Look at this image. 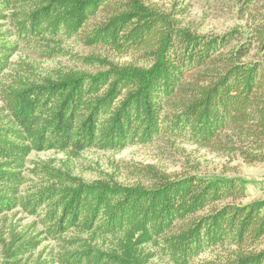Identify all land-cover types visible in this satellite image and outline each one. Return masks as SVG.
<instances>
[{"label": "trees", "instance_id": "16d2710c", "mask_svg": "<svg viewBox=\"0 0 264 264\" xmlns=\"http://www.w3.org/2000/svg\"><path fill=\"white\" fill-rule=\"evenodd\" d=\"M238 2L245 25L214 35L182 25L180 1L164 10L151 0H0V19L15 11L21 42L74 40L132 59L80 57L96 72L0 84L8 111L0 117V214L41 210L52 236H119L131 260L116 264H141L146 245L169 264H264V198L244 203L247 187L235 176L171 178L147 167L153 184L128 187L46 169L34 193L18 195L32 151L122 150L156 137L204 147L228 131L229 152L264 162V0ZM3 35L0 83L15 48ZM82 247L66 261L112 264ZM207 252L217 257L195 261Z\"/></svg>", "mask_w": 264, "mask_h": 264}, {"label": "rangeland", "instance_id": "374dc122", "mask_svg": "<svg viewBox=\"0 0 264 264\" xmlns=\"http://www.w3.org/2000/svg\"><path fill=\"white\" fill-rule=\"evenodd\" d=\"M151 1L164 10L171 9L180 1L177 7L185 11L177 17L178 21L200 33L223 34L246 23L241 18L243 13L238 0ZM13 11H5V18L0 19V33H5L2 37L15 47L8 58V68L2 70L1 85H10L17 79L42 82L45 77H55L69 69L95 73L94 68L77 61L80 57H101L114 63L132 61L130 57L120 58L104 49L88 47L74 40L21 42L11 23ZM261 14L260 17H264V10H261ZM7 115L8 111L0 98V117ZM229 135L226 131L215 143L204 147L156 137L149 144L133 145L122 150L91 148L79 153L32 151L21 169L25 181L19 186L18 195L34 193L36 185L46 181L48 176L43 171L46 169L60 171L86 182L102 180L132 187L153 184L152 174L147 168L151 167L171 178L188 174L235 176L241 178L247 187L248 196L244 203L263 199L264 162L248 163L240 154L229 152L227 147L235 144ZM41 217V210L29 211L23 206L0 214V264H72L71 260L66 261L67 253L81 251L85 243L93 247L92 252L104 253L103 257L112 264L120 263V259L131 260L119 248V236L94 237L76 232L52 236ZM138 251H141V264H169L147 245L143 248L139 246ZM216 257L214 253L207 252L195 261Z\"/></svg>", "mask_w": 264, "mask_h": 264}]
</instances>
